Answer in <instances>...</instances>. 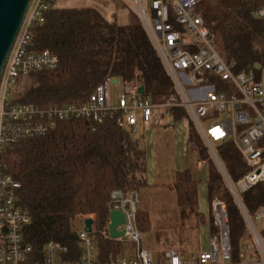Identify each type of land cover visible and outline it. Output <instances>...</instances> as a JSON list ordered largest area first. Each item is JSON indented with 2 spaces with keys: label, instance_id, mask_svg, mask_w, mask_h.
Wrapping results in <instances>:
<instances>
[{
  "label": "trees",
  "instance_id": "trees-1",
  "mask_svg": "<svg viewBox=\"0 0 264 264\" xmlns=\"http://www.w3.org/2000/svg\"><path fill=\"white\" fill-rule=\"evenodd\" d=\"M52 0L46 19L36 26L32 46L49 49L59 56V64L30 74V82L19 93V100L46 106L52 103H82L105 78L144 86L142 96L164 103L179 94L146 28L125 0H110L115 10L108 19L96 5L61 7ZM264 0H200L198 11L214 36L223 57L236 63L237 70L264 65V20L253 16ZM129 10L125 22L117 10ZM219 88L225 83L216 79ZM175 121L184 118L186 108H169ZM182 117V118H181ZM203 140L198 130L194 128ZM191 129L188 140L198 157L208 163L207 186L210 198L219 196L226 203L230 221L233 260H239L240 243L249 234L214 157L200 144ZM204 141V140H203ZM217 154L232 181L249 167L231 140L219 143ZM6 170L21 183L18 204L31 216L25 226L26 239L33 245L48 241L73 248L78 230L86 218L93 219L102 258L116 255L122 242L106 237L109 200L114 189H142L149 186L146 176V150L142 137L118 126L114 118L94 124L76 119L59 122L45 135L8 145L1 154ZM179 207H197L199 181L190 169L177 171L170 185ZM264 197L263 186L242 194L253 213ZM139 227L151 228L149 211L140 209ZM213 222V217H212ZM215 231V225H212Z\"/></svg>",
  "mask_w": 264,
  "mask_h": 264
},
{
  "label": "built area",
  "instance_id": "built-area-1",
  "mask_svg": "<svg viewBox=\"0 0 264 264\" xmlns=\"http://www.w3.org/2000/svg\"><path fill=\"white\" fill-rule=\"evenodd\" d=\"M126 1L156 45L179 97L155 103L142 96L141 86L126 84L114 98L112 86L119 80L107 77L82 103L40 106L19 100L23 77L59 64L57 53L32 46L34 30L45 21L52 0H31L0 81V264H264V197L253 213L242 199V194L255 187L264 190V65L237 70L235 62L223 57L197 9L200 0ZM254 14L264 20V6ZM216 79L225 85L219 88ZM175 106L186 108L193 119L243 216L249 238L241 242L239 260H233L229 214L219 196L210 201L216 229L206 250L184 253L167 248L154 260L143 245L138 222L142 202L137 189H114L109 200V214L121 210L125 215L119 226L125 234L117 239L131 247L129 255L103 259L97 236L88 232L85 224L78 230L73 248L54 241L35 246L26 239L24 228L31 216L18 204L21 183L1 160L8 145L45 135L59 122L76 119L96 124L114 118L119 127L137 136L139 121L146 129L156 108L169 114V108ZM227 140L234 143L249 167L236 181L228 176L213 145ZM102 233L111 237L109 230Z\"/></svg>",
  "mask_w": 264,
  "mask_h": 264
},
{
  "label": "rangeland",
  "instance_id": "rangeland-1",
  "mask_svg": "<svg viewBox=\"0 0 264 264\" xmlns=\"http://www.w3.org/2000/svg\"><path fill=\"white\" fill-rule=\"evenodd\" d=\"M217 1L230 2L231 0ZM125 2L131 6L128 1L125 0ZM56 5L61 7L96 5L104 10L107 17H110L112 12L115 11L112 7L114 5H112L110 0H57ZM117 14L119 20L125 22L128 18L129 10L123 7L117 10ZM29 82L30 76L23 77L19 82L20 91L27 87ZM124 88L125 84L121 80L114 84L112 86L114 98H117L124 91ZM155 112H159L156 117L158 120L155 123H151L148 128L145 129L141 121L138 122L137 136H144L147 141L145 148L148 182L168 183L173 180V174L177 168L187 165L191 168L195 177H199L202 180L200 188L203 189L205 187L204 181L208 174V163L199 159L197 150L191 147L192 144L190 145L188 140L191 129H197V127H193L189 116L183 111H179L184 118L181 117L182 119L178 122L176 121L177 124H182L178 126L172 125L175 119L171 113L167 114L166 109L156 108L154 116ZM194 131L200 144L209 151L208 144L199 137L195 129ZM213 145L216 148L219 143H213ZM138 191L141 194L143 208H147L151 219V228L143 232L142 235L143 245L149 250L157 247L158 244L160 246H178L183 243L186 246V243H190L188 247H194V240L201 230V226L199 227L200 224L196 220L197 207H179L176 203L175 191H171L163 185H149ZM200 202L202 207L206 206L209 216L210 207L206 193L201 194Z\"/></svg>",
  "mask_w": 264,
  "mask_h": 264
},
{
  "label": "water",
  "instance_id": "water-1",
  "mask_svg": "<svg viewBox=\"0 0 264 264\" xmlns=\"http://www.w3.org/2000/svg\"><path fill=\"white\" fill-rule=\"evenodd\" d=\"M30 2L31 0H0V81ZM253 16L255 17L254 13ZM262 66L258 62L254 64L257 69H261ZM113 82H118V79L114 78ZM140 92H144V86L140 87ZM109 218L108 230L110 236L112 238L124 236V229L119 228L125 222L124 213L121 210H112ZM84 223L87 231L92 232L93 219L86 218Z\"/></svg>",
  "mask_w": 264,
  "mask_h": 264
},
{
  "label": "crops",
  "instance_id": "crops-1",
  "mask_svg": "<svg viewBox=\"0 0 264 264\" xmlns=\"http://www.w3.org/2000/svg\"><path fill=\"white\" fill-rule=\"evenodd\" d=\"M158 114H159V112L158 113L155 112V116H154V118L152 120V123H155L158 120V118H156ZM177 122L176 121L172 122V125H174V126L182 125L181 123L177 124ZM142 142H143V145H144V148H145V143L147 141H146V138H144V136L142 137ZM145 150H146V148H145ZM185 169H190L191 170V168L189 166H187V165H183L182 167L177 168L175 170L174 174H173V180L168 182V183L158 184V183L149 182V184H150V186L163 185L164 187H167L171 191H174L172 188H170V185H172L174 180H175V173L177 171H182V170H185ZM191 172H192V170H191ZM193 176H194V178L196 180L199 181V193H198L199 203H198V206H197L196 220L200 224L199 227L201 226V230L199 232V235L194 240V244H193L194 247H188V244H190V243H186L187 244L186 246L183 243L179 244L178 246H175V245H170V246L169 245H163V246H160L158 244L157 247L151 248L150 250L146 246H144L146 249L149 250V252L152 255V257L154 258V260H159L161 258V255H162L163 251L165 249H167V248H175V249H178L179 251L184 252V253H191V252H195V251L206 250V249L209 248V237H210L211 233L213 232V227H212L213 222H212V209H211V204H210L211 198H210V196L208 194L207 177H206V179L204 181L205 182V187L203 189H201L200 185L202 184V180L199 177H195L194 174H193ZM204 193H206L207 199H208V202H209V207H210L209 208L210 209L209 216H208V213L206 211L207 210L206 206H204L205 207L204 208L200 204L201 203L200 202L201 194H204ZM175 198H176V193H175ZM141 202H142V198H141ZM142 208H143V205H142ZM143 209L147 210V208H143ZM130 253H132L131 247L128 244L122 242L120 251L116 254V256L129 255ZM113 256H115V255H113Z\"/></svg>",
  "mask_w": 264,
  "mask_h": 264
}]
</instances>
